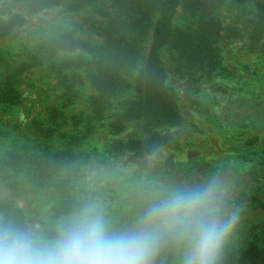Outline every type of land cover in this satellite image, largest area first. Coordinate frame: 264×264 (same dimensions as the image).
I'll list each match as a JSON object with an SVG mask.
<instances>
[{"label": "rangeland", "instance_id": "obj_1", "mask_svg": "<svg viewBox=\"0 0 264 264\" xmlns=\"http://www.w3.org/2000/svg\"><path fill=\"white\" fill-rule=\"evenodd\" d=\"M128 1L32 13L19 0H0V27L18 14L26 20L0 37V208L55 217L78 178L96 169L112 174L102 188L112 211L127 218L139 180L215 178L238 217L230 246L243 247L264 224V0H210L214 15L176 7L156 50L175 115L162 125L129 111L142 100L159 18L149 0L150 12L131 30ZM213 25L215 56L178 51L180 35ZM152 132L169 142L136 156L131 143Z\"/></svg>", "mask_w": 264, "mask_h": 264}, {"label": "clouds", "instance_id": "obj_2", "mask_svg": "<svg viewBox=\"0 0 264 264\" xmlns=\"http://www.w3.org/2000/svg\"><path fill=\"white\" fill-rule=\"evenodd\" d=\"M111 175L90 169L78 178L55 217L0 208V264H223L238 217L219 180H139L136 210L122 218L102 188Z\"/></svg>", "mask_w": 264, "mask_h": 264}, {"label": "trees", "instance_id": "obj_3", "mask_svg": "<svg viewBox=\"0 0 264 264\" xmlns=\"http://www.w3.org/2000/svg\"><path fill=\"white\" fill-rule=\"evenodd\" d=\"M24 3L32 13H39L54 6L68 5L70 10L79 11L86 3L91 0H19ZM158 7V23L154 29V49L147 67L141 76V87L139 92L142 93V100L138 107L130 108L129 111L139 113V118L147 115L150 117V123L156 125L169 123L175 118L172 111V102L169 94L162 86L163 69L160 66L156 50L163 44L165 36L171 28V22L175 14L176 7L182 3L184 8L196 9L195 11H204L214 15L212 11L214 4L210 0H154ZM149 0H130L127 2L128 13L127 23L131 30L141 24V15L147 16L151 7ZM212 20V19H211ZM25 17L18 14L7 21V26L0 27V37L7 36L16 27L25 24ZM1 25V22H0ZM262 23L257 24L256 29L261 32ZM177 42L178 51L195 59L207 60L215 56L216 51L213 46L220 38L219 29L210 27L205 28L203 33L195 36L180 35ZM126 43L122 42V47ZM155 50V51H154ZM127 111V113H129ZM169 137L161 136L157 132H152L146 139H137L131 143L130 149L136 153V156L143 157L153 154L158 148L167 144ZM259 232L252 234L251 239L243 247L228 246L224 257L223 264H264V224L257 228Z\"/></svg>", "mask_w": 264, "mask_h": 264}]
</instances>
